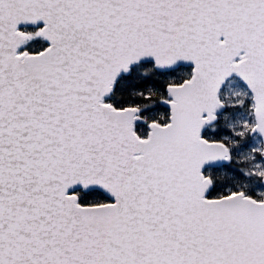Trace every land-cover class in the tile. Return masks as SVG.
Returning a JSON list of instances; mask_svg holds the SVG:
<instances>
[{
  "label": "snow or ice",
  "instance_id": "1",
  "mask_svg": "<svg viewBox=\"0 0 264 264\" xmlns=\"http://www.w3.org/2000/svg\"><path fill=\"white\" fill-rule=\"evenodd\" d=\"M0 264H264V0H0Z\"/></svg>",
  "mask_w": 264,
  "mask_h": 264
}]
</instances>
